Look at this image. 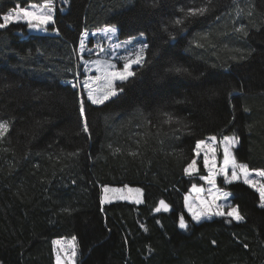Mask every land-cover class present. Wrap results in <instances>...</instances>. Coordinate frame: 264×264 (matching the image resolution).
Instances as JSON below:
<instances>
[{
  "label": "trees",
  "instance_id": "obj_1",
  "mask_svg": "<svg viewBox=\"0 0 264 264\" xmlns=\"http://www.w3.org/2000/svg\"><path fill=\"white\" fill-rule=\"evenodd\" d=\"M42 3L0 0V16ZM54 5L47 33H29L24 21L0 29V121L9 122L0 138V264H55L57 237H76L79 264H264V207L250 185L218 181L242 221L195 223L184 205L185 193L206 188L202 165L186 173L206 136L234 135L235 159L264 169V0ZM201 7L208 11L188 14ZM107 24L120 39L144 34L147 49L117 96L103 105L84 98L89 135L72 84L77 44L84 29ZM106 184L140 186L144 202L102 206Z\"/></svg>",
  "mask_w": 264,
  "mask_h": 264
},
{
  "label": "rangeland",
  "instance_id": "obj_2",
  "mask_svg": "<svg viewBox=\"0 0 264 264\" xmlns=\"http://www.w3.org/2000/svg\"><path fill=\"white\" fill-rule=\"evenodd\" d=\"M20 7H25V6H20ZM54 17H55V5H54V10H53V19ZM49 24L41 25L39 29L31 28L28 25L29 33H47L48 31L47 26ZM113 25L114 24H107V25L102 26L101 28L91 29V30L84 29L82 33L80 34L78 44H77L78 71L76 74V80L72 81L73 85H76L77 87H79V97L83 96V98L86 97L87 99V94H88L89 89L84 86V81L86 80L89 82V84L91 85V88L94 90V94H103L104 92H106L109 88V80H111V87L117 90V95H118L120 93L119 84L122 81H120L119 79H112L109 76V73L114 72V71H122L123 65L131 60H134L136 58V54L140 51L142 47L144 48V51L142 54L143 56L142 62L140 64H132L129 71L134 73V69L143 64V61L145 59L146 49H147L145 35L139 34L137 36L120 39L119 29L116 25L115 26L117 30L115 33L106 34L103 31L105 27H109ZM85 33H87V35H85ZM81 39H83L84 46H85V51L83 54L80 53ZM145 45L146 47H144ZM98 68L100 69L99 71L97 70ZM96 77H99V79H96ZM114 97H111L110 99ZM212 136L214 135H209V136H206L204 139H201L204 141V144H202L198 150L199 155H197V149L195 148V156L193 157L191 162L193 160L196 161V170L186 171L187 175L189 176L196 175L199 172V166L202 165L204 174L200 176V179L206 185L205 191L203 192L200 189L196 188L197 190H192V191L185 193L184 205H185L186 211L190 215H191V212L189 211V208L199 213L202 210L214 212L217 210L218 206H222L225 213H227L228 211L231 210L232 207H237V205L233 204L232 193L229 190H224V189L219 188V183H218L219 177H224L225 179V174L221 171L222 169H224L225 166L222 162L223 160L221 161L219 160V150L222 151L221 148L219 147V144L223 148V151H224L225 144L223 142V138L219 140V138H217L216 136H215L216 140L212 141L210 139ZM228 136L233 137L234 135H228ZM236 144L229 146L231 158H234V159H235L234 157L235 155H234L233 149L236 146ZM205 157H207L209 161V167H205L204 165ZM235 162L236 164H245L242 162H238L236 159H235ZM188 165L186 169L188 168ZM248 168H249L248 179L255 182L257 187H259L261 184H264V177H260L259 175H257L258 171L264 170V169L263 168H250L249 166ZM232 171H233V167L230 163L227 169L228 180H231V182H234V181L244 182L245 176L243 172H241L237 168L236 172H237L238 178L233 180ZM213 175L215 176L214 186L210 184L207 180L201 178L204 176H213ZM225 182L228 183L226 180ZM104 187L122 189L120 193L114 194V193L109 192L107 194L111 202L119 201V200L131 202L134 204H140L144 202L143 189L140 186L131 185V184L103 185L102 193H101V200L105 196V193L103 192ZM137 189H139L140 191L137 192L136 191ZM254 189L256 190V188ZM224 193H228L229 195L225 197ZM119 196H124L127 198L119 199L118 198ZM137 199H139L141 202L137 203L136 202ZM260 202L264 203V201H261V199H260ZM105 204L107 203L102 204V206ZM215 217H217V215L204 216L199 222L195 221V223H200L204 220H211ZM57 240L60 241L59 245L54 243V241H57ZM52 243H53V251H54V256H55V264H56L57 253H59L61 256V264H73V262L74 264H79V248H78V242H77L76 237H75V240H73V237H57L53 239ZM73 245H75V248L72 247ZM73 251L76 252L75 257L72 256Z\"/></svg>",
  "mask_w": 264,
  "mask_h": 264
},
{
  "label": "snow or ice",
  "instance_id": "obj_3",
  "mask_svg": "<svg viewBox=\"0 0 264 264\" xmlns=\"http://www.w3.org/2000/svg\"><path fill=\"white\" fill-rule=\"evenodd\" d=\"M65 2H67V0H65ZM53 10H54V0H43L42 4H30V5L25 6V7H20V6L13 7L6 14H3L2 16H0V29H5L10 24L20 23L21 21L26 22L31 28L39 29L41 25H47L50 22L51 23L55 22L53 19ZM207 11H208L207 7L191 8L188 10V14L189 15H198V14L203 15ZM175 23L180 24V23H182V21L176 20ZM116 30L117 29H116L115 25L105 27L103 29V31L106 34L107 33H115ZM237 30L243 31V27H241L240 29H237ZM85 35H87V33H85ZM144 47H146V45ZM84 51H85L84 41H83V39H81V41H80V53L83 54ZM143 51H144V48L142 47L140 49V51L136 54V58L134 60H131V61H129L123 65L122 71L111 72V73H109V76L112 79H119L122 82L128 80V78L130 76L134 75L133 72L129 71L131 65L132 64H140L142 62ZM97 70L99 71L100 69L98 68ZM177 70L179 71V69H177ZM96 79H99V77H96ZM84 86L89 89L88 94H87V99L93 105H103L111 97H114L117 95V90L115 88L111 87V80H109L108 90L106 92H104L103 94H94V90L91 88V85L89 84V82L87 80L84 81ZM73 87H75V85H73ZM120 91H123V88H121ZM78 105H79L78 111L80 113V116L82 117L83 131L85 133H89L88 120H87V117L85 115V111H86L85 110V100H84L83 96H81L79 98ZM171 121H172V117L169 116L167 122L171 123ZM8 130H9V122L8 121H0V138H3L6 135V133L8 132ZM89 135H90V133H89ZM210 139L212 141H215L216 137L212 136ZM223 142L225 144V147H224V166L225 167L221 171L225 174V180L228 183H231V180H228V177H227V169H228L229 164L231 163V165L233 167L232 179L235 180L238 178L237 172H236V169L238 168L241 172L244 173V176H245L244 182L249 184L250 186L256 188V190L260 194L261 201H264V184H261L259 187H257L255 182L248 179V176H249L248 165L247 164H236L235 159L231 158L229 146L238 143V139L235 138L234 136L233 137L224 136ZM202 144H204L203 140L199 141L196 144L197 155H199L198 150ZM204 165H205V167H209V161H208L207 157H205V159H204ZM188 170H193V171L196 170V161L195 160H193L188 165V168L186 169V171H188ZM257 175H259L260 177H264V170L258 171ZM201 178L207 180L213 186L215 185V176L214 175L213 176H204ZM121 191H122V189L104 187L103 192L105 193V196L101 200V203L104 204V203H110L111 202L108 195H107L109 192L115 194V193H120ZM136 191L139 192L140 190L137 189ZM228 195H229L228 193H224L225 197H227ZM118 198L119 199H126L127 197L119 196ZM136 202L140 203L141 201L139 199H137ZM159 203L165 210L168 209L169 206L165 203V201L161 200ZM260 206L264 207V203H262ZM155 210L157 212H159L161 209L158 207ZM189 211L191 212L192 220L197 221V222H199L202 219V217L210 216V215H217V216L227 215L228 217H232L233 219H235L237 221L244 220V217L242 215H240L237 207H232L231 210L228 211L227 213H225L222 206H218L217 210L214 212L202 210L201 212L198 213L196 211H193L191 208H189ZM179 226L181 228H187L188 227V224L185 221L183 215L180 216ZM73 240H75V237H73ZM54 243L59 245L60 241L57 240V241H54ZM72 247L75 248V245H73ZM245 247H247V245H245ZM75 255H76V252L73 251L72 256L75 257ZM56 264H61V256L59 253H57V256H56ZM73 264H74V262H73Z\"/></svg>",
  "mask_w": 264,
  "mask_h": 264
},
{
  "label": "crops",
  "instance_id": "obj_4",
  "mask_svg": "<svg viewBox=\"0 0 264 264\" xmlns=\"http://www.w3.org/2000/svg\"><path fill=\"white\" fill-rule=\"evenodd\" d=\"M222 138H223V137H220L219 140L222 139ZM219 147H220L221 150H222V151L219 150V160H220V161L223 160L222 162H223V164H224V151H223V148L220 146V144H219ZM220 157H222V158L220 159ZM262 203H263V202H260V204H262ZM238 211H239V210H238ZM240 215H241V214H240Z\"/></svg>",
  "mask_w": 264,
  "mask_h": 264
},
{
  "label": "water",
  "instance_id": "obj_5",
  "mask_svg": "<svg viewBox=\"0 0 264 264\" xmlns=\"http://www.w3.org/2000/svg\"><path fill=\"white\" fill-rule=\"evenodd\" d=\"M161 207H162V206H161ZM162 208H163V207H162ZM163 209H164V208H163ZM168 209H169V207H168ZM168 209H167V210H168Z\"/></svg>",
  "mask_w": 264,
  "mask_h": 264
}]
</instances>
